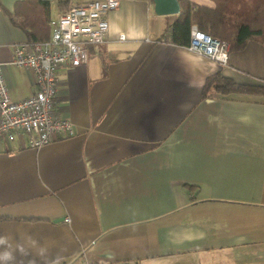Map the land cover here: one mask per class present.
<instances>
[{
    "label": "crops",
    "instance_id": "0c3cea01",
    "mask_svg": "<svg viewBox=\"0 0 264 264\" xmlns=\"http://www.w3.org/2000/svg\"><path fill=\"white\" fill-rule=\"evenodd\" d=\"M45 1L52 17L90 0ZM0 4L2 74L19 100L34 73L10 62L11 44L45 34L44 16L37 0ZM177 14L119 0L106 41L57 69L55 110L73 135L0 139V264H264V94L201 93L216 71L264 86V45L220 64L172 43Z\"/></svg>",
    "mask_w": 264,
    "mask_h": 264
},
{
    "label": "built area",
    "instance_id": "2783aa9c",
    "mask_svg": "<svg viewBox=\"0 0 264 264\" xmlns=\"http://www.w3.org/2000/svg\"><path fill=\"white\" fill-rule=\"evenodd\" d=\"M119 6V0H90L72 4L49 18V37L45 40H24L11 44V63L34 73V91L19 100H12L0 63V139L13 140L26 135L27 145L38 148L56 138L74 133L73 123L55 110L58 79L62 65L85 64L88 50L106 41L109 36L108 14ZM119 40L124 35H117ZM187 48L225 65L229 45L190 27Z\"/></svg>",
    "mask_w": 264,
    "mask_h": 264
},
{
    "label": "trees",
    "instance_id": "16d2710c",
    "mask_svg": "<svg viewBox=\"0 0 264 264\" xmlns=\"http://www.w3.org/2000/svg\"><path fill=\"white\" fill-rule=\"evenodd\" d=\"M212 8L195 4L189 0H178L180 10L171 24V41L179 46H187L190 40V27L229 44L230 50H239L248 40H256L264 45V0H212ZM43 11L42 32L40 38L29 40H45L49 37L50 2L37 0ZM58 5L65 6L59 0ZM2 11L7 12L0 4ZM21 26V24H20ZM202 96L217 93L227 96L232 93L264 94V86L238 83L220 71L208 75L203 83Z\"/></svg>",
    "mask_w": 264,
    "mask_h": 264
},
{
    "label": "water",
    "instance_id": "95a60500",
    "mask_svg": "<svg viewBox=\"0 0 264 264\" xmlns=\"http://www.w3.org/2000/svg\"><path fill=\"white\" fill-rule=\"evenodd\" d=\"M153 4L157 14H173L180 10L178 0H153Z\"/></svg>",
    "mask_w": 264,
    "mask_h": 264
}]
</instances>
